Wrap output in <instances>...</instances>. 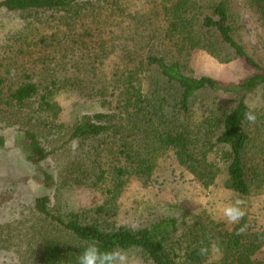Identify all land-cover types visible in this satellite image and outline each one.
<instances>
[{
  "label": "trees",
  "instance_id": "16d2710c",
  "mask_svg": "<svg viewBox=\"0 0 264 264\" xmlns=\"http://www.w3.org/2000/svg\"><path fill=\"white\" fill-rule=\"evenodd\" d=\"M2 11L21 25L0 43V126L13 128L36 171L13 182L34 178L55 191L0 221V248L17 252L15 264H78L93 240L102 250L138 248L153 264H205L198 248L214 241L209 264H264L256 257L264 231L248 208L237 224L205 208L133 226L122 221L121 199L130 184H151L168 151L206 189L264 194V59L242 14L264 30V0H0ZM195 49L221 63L243 60L252 73L237 82L197 76ZM63 97L98 108L60 120ZM249 109L255 124L244 118ZM50 155L56 173L44 167ZM78 187L103 202L65 209L63 192Z\"/></svg>",
  "mask_w": 264,
  "mask_h": 264
},
{
  "label": "rangeland",
  "instance_id": "374dc122",
  "mask_svg": "<svg viewBox=\"0 0 264 264\" xmlns=\"http://www.w3.org/2000/svg\"><path fill=\"white\" fill-rule=\"evenodd\" d=\"M242 14L251 50L257 57L264 59V30L254 24L245 12ZM20 25L21 21L17 14L2 11L0 13V43ZM189 62L193 74L211 76L223 82H237L252 73V69L243 60L221 63L207 52L198 49L191 52ZM250 102L253 106L260 105V95L257 93L250 95ZM61 103L63 111L60 120L64 121H71L78 114L98 108V103L95 101L75 97H63ZM0 133L5 134L6 137L5 146L0 147V201L3 194L8 195L13 192L12 199L3 204L0 203V221L9 222L20 216L22 208L30 207L36 196L51 194L55 199V191L46 188L34 178L13 182L20 177L33 176L36 172L35 167L25 159L24 152L16 146L15 132L12 127L0 126ZM47 143L52 147L49 141ZM54 155H50L44 167L56 173L58 164ZM61 198L65 209L78 211L89 210L103 202V195L99 191L82 187L63 192ZM121 199L122 221L133 226L148 225L163 217L179 215L185 210L198 212L205 208L217 218H224L222 208L236 200L235 195L221 183L209 189L200 185L189 171L179 165L173 151H168L164 155L148 187L130 184ZM244 201L245 207L257 218L260 229L264 231V194ZM125 251L129 264H153L138 248ZM256 257L264 260V244L256 253ZM18 260V254L13 249L0 248V264H15Z\"/></svg>",
  "mask_w": 264,
  "mask_h": 264
},
{
  "label": "clouds",
  "instance_id": "9594fccd",
  "mask_svg": "<svg viewBox=\"0 0 264 264\" xmlns=\"http://www.w3.org/2000/svg\"><path fill=\"white\" fill-rule=\"evenodd\" d=\"M245 120L250 124H255L257 115L254 110L249 109L244 114ZM246 215L245 201L236 199L234 202L222 208V216L229 224L239 223ZM247 230V225L237 230V235H242ZM219 244L214 241L205 243L201 241L198 254L205 258V264H209L212 255L219 251ZM78 264H129L127 252L121 248L102 250L99 243L91 241L79 254Z\"/></svg>",
  "mask_w": 264,
  "mask_h": 264
}]
</instances>
